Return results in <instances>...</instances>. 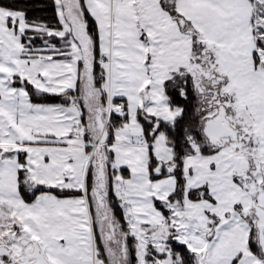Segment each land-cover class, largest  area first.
Returning <instances> with one entry per match:
<instances>
[{
	"label": "snow or ice",
	"instance_id": "snow-or-ice-1",
	"mask_svg": "<svg viewBox=\"0 0 264 264\" xmlns=\"http://www.w3.org/2000/svg\"><path fill=\"white\" fill-rule=\"evenodd\" d=\"M0 264H264V0H0Z\"/></svg>",
	"mask_w": 264,
	"mask_h": 264
},
{
	"label": "trees",
	"instance_id": "trees-1",
	"mask_svg": "<svg viewBox=\"0 0 264 264\" xmlns=\"http://www.w3.org/2000/svg\"><path fill=\"white\" fill-rule=\"evenodd\" d=\"M182 86V81L180 80L179 77H177L176 80V85L175 89L171 92L172 96V102L176 105H181L185 108V113L182 118H179L176 123V129L173 132L171 129H166L168 131V134L172 137V139L175 141L174 147L178 150L181 151V140L183 137V124L184 122L188 119L189 115L191 114L194 104H195V97L193 95V92L191 89H188V97L189 99L187 101L183 100L182 98L179 97L178 94V89L179 87ZM168 87H171V85H168Z\"/></svg>",
	"mask_w": 264,
	"mask_h": 264
}]
</instances>
